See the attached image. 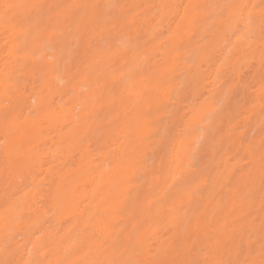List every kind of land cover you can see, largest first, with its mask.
<instances>
[{
  "label": "snow or ice",
  "instance_id": "1",
  "mask_svg": "<svg viewBox=\"0 0 264 264\" xmlns=\"http://www.w3.org/2000/svg\"><path fill=\"white\" fill-rule=\"evenodd\" d=\"M137 9L152 14H142ZM150 25L161 30L160 35L167 33V39L162 42L167 60L155 87H145L139 93L146 103H151L157 89L172 88L177 73L182 77L181 89L192 91L195 84L207 78L204 65L212 63L222 45H231L230 51L237 64L243 61L254 66L257 59L259 61L260 106L264 116V0H218L214 3L192 0L187 4H104L97 0L71 4H47L35 0L0 3V29L6 36L19 33L27 37L34 32L57 47H63L72 35L79 41L87 31L95 39L97 51H104L114 32L135 31L139 34ZM12 44L9 55L15 57L17 64L27 67L30 57L27 39L20 43L17 38ZM88 51L91 47L86 50V55ZM235 66L221 65L217 79L232 72ZM138 75L132 78L136 79ZM7 83L6 93L15 94V103L6 104L2 115L5 121L15 124L23 110L24 91L18 82L13 83L11 74H8ZM147 115L144 110L134 111L137 120L146 119ZM31 116L29 112L24 125L38 126L39 121H33ZM24 139L21 132L20 146L5 150V167L10 173L23 166ZM228 151L232 155L222 162V167L233 160L242 166L235 172L225 169L217 174L218 183L238 176L230 190L233 207L228 215L234 218L226 219L218 228L209 231L197 220L194 228L181 238L182 245L177 246L175 242L158 244L140 229L114 235L101 220L98 231L86 235L77 245L64 247L63 238L58 234H49L47 238L41 236L33 243L31 236L36 233L24 227L30 220L33 206L17 203L9 208V214L0 224V264H264V126L258 146L254 142L246 145L234 142ZM194 166L190 164L189 168ZM172 178L174 182L189 179L179 165ZM257 180L258 208L254 203ZM238 204L244 210H238Z\"/></svg>",
  "mask_w": 264,
  "mask_h": 264
},
{
  "label": "rangeland",
  "instance_id": "2",
  "mask_svg": "<svg viewBox=\"0 0 264 264\" xmlns=\"http://www.w3.org/2000/svg\"><path fill=\"white\" fill-rule=\"evenodd\" d=\"M2 2H5V0H0V3ZM35 2L71 4L84 3L88 2V0H35ZM97 2L104 4H161L162 0H97ZM171 2L179 3L180 1L171 0ZM207 2L214 3L218 2V0H207ZM137 11L143 14L147 10L137 9ZM154 11L152 10V12ZM150 27L151 25L139 34L135 31L114 32L107 49L104 51H97L95 47L96 41L87 31L83 32L79 41H77L75 35L70 36L63 47L54 46L34 32L27 37L22 36L21 43H24L25 39H27L28 51L36 62V64L28 63L27 67H22L19 64L15 70L16 74L11 77L12 81L15 80L19 83L25 93L22 113L29 114L31 112V118L35 119L36 113L28 107L30 104L37 107L36 97L42 90L41 86L45 77H51L56 72L55 77L58 85L62 87L68 82L70 90L64 99L60 100L57 98L55 101L59 102L60 106H63L75 98L74 102L70 104L73 108V119L75 117V120L82 121L81 129L90 134V150H92V153L97 156L100 152L114 150L115 146L110 145V143L102 146L105 140L101 136L103 133L98 123L104 122L103 126L106 125L108 123V114H116L117 109L121 107L124 109L127 106V102L129 105H133L136 102V98H139L142 103L145 102L139 93L145 87H150L151 85V77L157 71L156 68L153 69L151 67L154 61L159 60V66H161L163 57L157 56L166 52V49L162 47V42L167 39V33L160 35L159 32L161 30L158 29L154 35H151L152 28ZM157 35L159 38H155ZM89 41H91V45H89ZM89 47H91V51H88L86 55V50ZM231 47V45L227 47L222 45L217 50L212 63L204 65L207 78L202 83L198 82L195 84L190 92H184L181 89L180 81L182 77L179 73L176 74V80L173 82L171 90L165 88L161 92L162 105L165 109L162 112L161 125L154 126L153 141L143 139L137 144L139 155L144 157L142 160L144 164L139 168L137 180L140 192L143 193V195L141 194L142 197L140 196L143 202V199L145 200L149 196L153 198L162 190L172 161L173 142L183 129L189 128L188 122L200 120V123H196L192 127V144L185 166V171L190 172L189 178L191 180L189 183H192V186L199 184L200 188L198 191L193 192L192 200L187 199V194L182 197H175L172 194L173 191L169 192L168 200L162 206L161 218L159 217L156 220V223L159 224L155 223V225L152 222L151 230L154 235H149L152 236L154 241L159 242L158 244L160 242L164 244L165 242L172 243L174 241L177 246H181L184 242L181 238L186 237V230L189 232V230L191 231L194 228L197 220L200 219L199 217H201L199 220L201 227L203 228L206 225L209 231L220 227L226 219L234 218L228 215L233 207L230 202V190L231 186L236 183L238 176L231 179V181L225 178L223 183H218L217 185L215 180L218 172H223L225 169H231V171L235 172L236 169L242 166L233 160L222 167V162L229 160V156L232 155L228 151L231 144L243 142L246 145L249 142H254L257 146L259 145L261 129L264 126V116L261 115L260 106L261 81L259 61L257 59L254 66L243 61L237 64L233 53L231 58L228 56L231 52ZM1 55L0 51V58ZM0 62H2V66L4 65L3 69L7 67L6 59L0 60ZM231 64L236 65L233 71L218 80L216 68L219 70L221 65L227 66ZM136 66L138 68L133 75H139L138 78H132V80L137 83L133 87L134 89L129 90L130 79L133 77L131 72ZM73 86L80 93L76 92L79 95L74 94ZM172 89L175 90L173 91ZM14 100L15 94H8L5 90L0 102L5 107L6 104L13 105ZM153 103V100H151L150 104L144 103L151 117H153ZM134 108H137V106H134ZM196 115L200 116V118L198 119ZM43 127H47V124L43 123ZM8 141L7 136L0 130V145H6ZM221 149L223 150L221 151ZM3 161V153L0 152V167L3 166ZM162 161L164 162L163 169L161 168ZM190 164H194V168L190 169ZM4 168L5 166H3ZM104 168L106 170L110 169L108 162L105 163ZM38 170H41V167ZM4 171L6 173L4 172L3 175H7V169ZM35 174L39 176V180L42 182L40 190L45 189L49 174L48 176L41 175L40 172H35ZM5 176L3 178L2 176L0 177L1 213L4 211L5 200L12 193L14 194V189L16 190L13 186L9 187L10 181ZM156 177H160L159 184L153 186L150 183ZM25 189L16 197L24 195ZM165 193H167V190L162 191V194ZM142 202H139V206L142 207L143 205L146 208V202L143 204ZM254 203L256 208H258V180ZM236 207L238 210H244L239 204ZM173 211L176 213L171 215ZM153 213L151 212L149 217L154 218ZM138 214L136 215L137 220L135 219V222L139 225L138 229L143 227V225L148 226L150 223L148 220L151 218L147 217L146 222H141ZM173 215H175L177 222H173L176 220L172 218ZM193 219L195 220L194 222ZM43 222L44 225H42ZM203 223L204 225H202ZM42 224H37L30 230L36 233L31 236L33 243H36L41 236L47 238L49 234L57 232L58 226L54 228L56 222L53 221V218L44 219ZM188 225H190L191 229ZM50 229L52 231H49ZM128 230L132 232L131 228ZM77 235H81V231H77ZM70 238H72L71 242ZM67 240L70 242V247L76 241V236L75 238L70 236ZM28 248L31 250V244L28 245ZM25 258L27 259V256Z\"/></svg>",
  "mask_w": 264,
  "mask_h": 264
},
{
  "label": "bare ground",
  "instance_id": "3",
  "mask_svg": "<svg viewBox=\"0 0 264 264\" xmlns=\"http://www.w3.org/2000/svg\"><path fill=\"white\" fill-rule=\"evenodd\" d=\"M178 2L187 4L191 3L192 0H178ZM253 2H256V0H253ZM162 3L172 2L171 0H162ZM148 13L151 15V12ZM174 27L175 25H173ZM150 28H152L151 35H154L157 30L156 26L151 25ZM21 37L19 33L15 36L11 33L6 36L3 29H0V51L2 54L0 60H7V67L4 69V65L2 66V62H0V100L5 90L9 87L7 83L8 74L14 77V74H16L15 70L19 66L15 61V57L9 55L13 48L12 41L18 38L21 43ZM231 54L230 52L228 55L230 58L233 56ZM157 57H163V59L161 66H159V60H155L152 64L153 66H151L153 69L156 68L157 71L151 77L150 87H155L158 74L165 66L167 51L164 54H158ZM28 63L36 64L31 55ZM137 68L138 66L132 70V75ZM215 71L217 73L218 68ZM55 73L51 77H45L41 86L42 90L37 94L38 97H36L37 107L31 106V104L28 107L36 113L35 119H31L39 121L38 126H25L23 122L28 118L29 114L22 113V111L18 114L19 119L15 124L11 121H5L2 115L5 107L0 102V130L9 139L6 145H0V152L3 153L4 159L3 166H5L6 148H12L14 145L20 146L21 132L25 137L22 144V152L26 154L23 156V166L21 169L12 173L7 170V175H5L8 178L3 175L6 167L4 169L3 166L0 167L2 178L5 176L10 181L9 187L13 186V188H16V190L14 189V194L12 193L5 200L4 211L0 212V224H2L4 217L9 214V208L12 205L26 202L33 206V211L30 220L24 227L31 230L37 224H42L44 219L53 218V221L56 222L54 228L58 226L59 229L53 235L58 234L60 238H63L64 247H69L72 238H70V242L67 239L70 236L73 238L76 236V241L73 245H77L85 239L86 235L91 234L93 231H98L101 226V220L104 226L108 227L114 235H119L121 232L131 233L128 230L129 228L132 229V232L138 229L139 225L135 222L138 213L141 222H146L145 220L148 219L149 214L154 212V218L149 217L151 219L148 220L150 222L148 226L143 225V227H139L140 230L148 235H154L151 230L153 226L152 222L155 224L156 220L159 217L161 218L162 206L167 202L168 195H170L169 192L173 191L172 194L175 197H182L184 194H187V199L192 200L193 192L198 191L200 188L199 184L192 186V183H189L190 178L186 182H174L172 178L177 173V165L189 177L190 172L185 171V166L192 144V127L196 123H200V120L188 122L189 128L183 129L178 138L173 142L172 161L168 168L162 190L155 197L150 198L149 196V198L143 199L142 202L141 194L143 195V193L140 192L137 180L139 168L144 164L142 162L144 157L143 155H139L137 144L143 139L153 141L152 137L155 134L153 132L155 130L154 126L161 125L162 112L165 109L163 108L161 97V92L165 88H159L153 93V99H151L154 101L152 109L153 117L149 115L145 108V102L142 103L139 98H136V102L133 105H129L127 102V106L124 109L121 107L117 109L116 114H108L109 117H107L108 119L106 118L108 123L106 122V125L103 126L104 122L98 123L97 121L103 133L101 136L105 140L102 146L110 143V145L115 146V149L109 151L102 150L103 152H100L96 156L90 150V134L81 129L82 121L75 120V117L73 119V108L70 104L74 102L75 98L70 102L68 101V107L67 104L60 106L59 102L55 101L57 98L60 100L64 99L70 90L68 82L62 87L58 85ZM130 80L128 89L132 90L137 82L132 80V77ZM13 83L17 82L14 80ZM75 89H73L75 91L74 94L79 95L80 93ZM168 89L171 90V88ZM134 106H137V108H134ZM135 109H137L136 111H146L148 113L147 118L135 119ZM196 117L200 118L197 115ZM43 123H46L47 127L44 128ZM45 162L47 163L43 165ZM107 162L110 167L109 170L104 168ZM40 167L41 170H38ZM35 172H40L41 175L47 176L49 174V180L45 189L40 190L42 182ZM159 180L160 177H156L151 180L150 184L156 186L159 184ZM215 182L217 185V179ZM24 187L30 189L27 191ZM24 189L26 190L25 194L16 197ZM163 190H167V193L162 194ZM140 201L142 204L146 202V208L143 205L142 207L139 206ZM173 213L176 212L173 211L171 215ZM98 216L100 219H97ZM172 218L175 220V215ZM199 218L201 219V217ZM44 222L42 225H44ZM173 222H177V219ZM156 224L158 225L159 223ZM188 227L190 228V225ZM49 231L52 230L50 229ZM77 231H81V235H77ZM186 231L187 234L190 232V230L189 232L188 230ZM66 236H68L67 239Z\"/></svg>",
  "mask_w": 264,
  "mask_h": 264
}]
</instances>
